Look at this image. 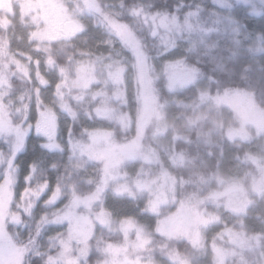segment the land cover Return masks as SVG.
Listing matches in <instances>:
<instances>
[{
  "label": "trees",
  "instance_id": "trees-1",
  "mask_svg": "<svg viewBox=\"0 0 264 264\" xmlns=\"http://www.w3.org/2000/svg\"><path fill=\"white\" fill-rule=\"evenodd\" d=\"M74 1L94 17L84 20L85 34L71 43L50 41L43 53H34L36 65L23 57L33 54L25 28L16 18L7 26L0 9V93L17 99L8 105L0 99V115L14 135L21 136L19 146L0 136V186L14 181L15 222L8 230L24 251L19 264H59L54 259L68 233L64 214L74 202L80 203L76 211L95 225L85 246L77 244L79 264H113L109 255L116 249H123L129 259L133 255L139 264H258L264 251V156H258L254 140L229 137L228 123L208 137L202 130L223 113L221 104L237 111L246 104L264 117V49L242 42L231 30L235 16L226 13L228 8L216 9L211 0ZM161 15L167 22L175 21L183 33L164 60L186 77L179 80L181 90L175 91L167 88L165 72L154 69L155 74L148 76L147 93L161 115L159 130L166 132L162 142L167 152L154 150L151 136L156 129L136 127L142 97L140 85L134 84L137 68L131 67L129 76L120 74V81L118 75L110 78L112 86L92 81L86 92L80 90L77 77L80 60L95 68L91 58L103 52L101 42L127 57L128 65L137 54L151 68L152 59L163 56L166 48L142 20ZM254 23L257 32L264 33V19ZM125 35L132 48L121 40ZM94 73L100 79L96 69ZM104 104L114 111L110 118L104 116ZM39 113L55 118L58 131L50 147L37 132ZM119 116L128 119V127ZM96 135L114 147L138 144L137 152L123 155L112 167L106 165L87 152ZM228 158L245 173L242 183L235 185L232 199L237 206L231 211L218 185ZM126 170L132 175L129 181ZM140 182L155 185L142 191L136 187ZM160 194L162 203L151 211L149 206ZM102 210L114 220L125 219L128 233L108 231L99 218ZM202 217L216 219L218 225L196 227ZM188 218L196 220L192 228L198 230L196 236L174 230L167 238L157 231L160 222L181 228Z\"/></svg>",
  "mask_w": 264,
  "mask_h": 264
},
{
  "label": "rangeland",
  "instance_id": "rangeland-1",
  "mask_svg": "<svg viewBox=\"0 0 264 264\" xmlns=\"http://www.w3.org/2000/svg\"><path fill=\"white\" fill-rule=\"evenodd\" d=\"M230 1H233L234 4H229ZM211 2L217 6L216 9L220 10L222 7V9L228 8L226 13L230 16H235V19H230L232 26L231 30L237 33V36L240 40H242V42L251 43V46H259L264 49V33L257 32L258 27H256L254 23L255 21L264 19V0H211ZM0 3L4 6L2 7V5H0V9L5 11L7 26H11V23H13L11 20L16 18L18 23L25 28L27 42L30 45V52H33V54L30 56H28V54L25 56L23 55V57L28 59L33 65L34 63L36 65L37 62L36 58L33 57L34 53L37 56L43 53V47H45L50 41L71 43L78 40L81 35L85 34L84 32L86 29L84 26V20L87 18L88 20L94 18L91 15L89 17L87 10L85 12L84 9H81V7L74 0H0ZM234 8L235 10H233ZM258 15L259 18L257 17ZM167 21L168 19L163 17V15L157 18H149L147 21L142 20L143 25H145V27L152 33L151 36L156 38L157 42L166 48L165 52L162 54L163 56H156L152 59L153 66L151 68L148 66L146 67L145 62L144 64L140 62L141 57H139V55H133L132 53L131 54L135 58H131L130 64L128 65L127 57L114 52L108 43L101 42V44L100 42H97L99 46L101 44L103 52L91 58L95 63V68L90 64V62L85 63L82 62L83 60H80V64L77 69V77L81 82L80 90L86 92L89 91V88L92 86V81L95 82L97 80L98 82L96 81L95 83H99V85L104 87L112 86L114 80L111 81L110 78L115 79L118 75L117 78H119L118 81H120V74L123 76H129L128 73H130L131 67L132 69L137 68V73L133 75L134 84L140 85L142 97L139 101V108L136 115V127L140 130L147 126H151L154 130L156 129V134L151 136L155 147V149H153L155 151L156 149L157 151L162 150L163 152H167V148L163 146L164 143L162 142L166 132L164 134L161 132L163 126L161 115H159L158 110H155L152 99L147 93V83H149L148 76L150 75L149 73H151V75L155 74L154 69L158 72H165L168 82L167 88L169 90L172 88V90L175 91L181 90L183 82L179 83V80L186 78L184 77V74L179 71V68L177 69L175 65H171L170 62L168 63L164 60V55L176 47V40L179 37L181 38L183 35L182 30L178 29L175 21ZM125 33L126 32H122V34ZM121 40L126 44L131 43L129 35L121 37ZM129 46L132 48V44ZM133 50L134 53H136L135 49ZM44 63L47 65L49 64L47 56ZM127 65L129 66V70ZM94 69H96L97 74L101 75L100 79L99 77H93L94 74H96L94 73ZM119 70H122V72ZM116 89L120 90L118 87ZM115 94H117V91H114L111 96H115ZM123 95L120 97L121 102L126 105L127 101ZM92 98L94 99L95 96ZM0 99L6 105H8L11 101L15 103L17 100L15 96H10L8 98L5 92L0 93ZM103 108L105 117L107 116L110 118V116L114 114V111L109 109L105 104ZM221 110L223 111L221 115H215L214 117L210 116L212 118L205 125L202 133L208 137L211 132H217L219 125L226 126L228 123L232 127L231 135L229 137H248L249 139L254 140V146L258 148V156H264V117H259L257 114L252 113L246 104L241 111H237L231 105L221 104ZM223 115L225 116V120L227 122L223 119ZM118 121L123 124L124 127H128V119L126 121L125 118L119 116ZM36 125L38 128L37 132L41 135L40 138L43 140V143L47 144L48 147L52 146L54 144V138H56L54 136H56L58 131L57 126L55 125V118L52 114L49 116H41L39 113V119ZM159 127L161 128L160 130ZM97 133L104 134L106 132L103 133L102 131H99ZM0 136L12 139L17 146H19L21 142V136L14 135V131L6 124L5 121L2 120L1 115ZM102 138L104 137L99 135L94 136L93 140L88 145L87 152H90V154L94 157L104 159L106 165L108 163L112 167L115 164H118L119 158L123 155L130 152H137L136 150L138 149V144L134 143L132 146V143H130L126 146L114 147L108 143L107 140L101 143ZM128 147H130V149H128ZM127 169H129V167ZM136 172H139V168L136 169ZM125 173V181L131 180L132 175H130L128 171ZM244 175L245 173L241 167L230 158L223 163L222 173L218 175V185L222 191L223 200L230 202L228 205L229 209L226 208L228 211H231L230 207L237 206L236 203H233L234 199L232 198L236 195L235 188L237 186L235 185H240L242 183ZM13 185L14 181L10 180L4 182L2 186H0V264H19L23 255L22 253L24 252L22 251V247L19 246L20 244L15 241L11 231L8 230V227L10 228L13 226L12 223L15 222V215L11 211V209H13L14 202L12 201ZM154 185L155 183H151L147 187L145 182H140L136 187L143 191L146 188H152ZM233 186L235 187L233 188ZM161 197V194L160 197L155 196V201L149 206L151 211L157 208V203L158 206L162 203ZM262 199L264 200V197ZM35 202H37V200ZM77 204L78 202H74L73 207H70L64 214V218L68 220V233L67 238L59 242L58 252L54 259V261L59 262V264H79L78 260L81 256L80 247L85 246L84 243L92 235V229L95 228L93 220L91 222L87 215L80 214L76 211L75 207L80 203L78 205ZM254 205L255 202L252 203L251 208H253ZM19 209H22V204L19 206ZM98 216H96V218ZM99 218H101V222L104 223V226L108 231L118 233L120 235H126L129 231V227L126 228L127 223L125 219L118 218L114 220L109 216V213L106 210H102V215H100ZM167 218L171 223L172 218L169 216H167ZM200 220L199 224H196V227L198 225L201 226L202 224L204 226L218 225L216 219H203L202 217ZM183 222L184 224L180 225L181 228L175 226L176 223H174V226L171 227L169 223L167 226L163 222H160L158 224L157 231L158 233L165 235L167 238L172 236L174 230H179L183 235L192 233L196 236L198 230H192L196 220L189 222L188 218L187 222L184 220ZM17 229L19 230V228ZM21 229L22 228H20V230ZM77 244L80 246L78 250ZM122 251L123 249H116V251L110 253V255L108 254L111 256L113 264H139L134 259L133 255L131 256V259H129L125 254L121 253ZM257 262L258 264H264V251H261L258 255ZM147 264L153 263L149 262Z\"/></svg>",
  "mask_w": 264,
  "mask_h": 264
}]
</instances>
